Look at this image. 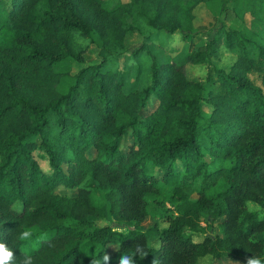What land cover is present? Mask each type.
<instances>
[{
    "label": "trees",
    "instance_id": "trees-1",
    "mask_svg": "<svg viewBox=\"0 0 264 264\" xmlns=\"http://www.w3.org/2000/svg\"><path fill=\"white\" fill-rule=\"evenodd\" d=\"M211 1L0 0V240L17 259L197 264L233 254L264 264V213L247 208L249 200L264 209V0H229L221 18L211 11L208 25L197 24L196 7ZM139 19L181 33L183 46L170 55L143 39L131 56L149 58V75L125 89L108 54L141 33ZM205 27L215 31L195 39ZM74 31L89 38L83 50L73 46ZM90 46L99 59L61 92L53 64L83 63ZM221 47L236 54L228 67L209 60ZM204 61L203 77L187 74V63ZM103 205L125 230L94 223ZM148 215L156 247L141 228ZM213 221L219 232L195 237ZM26 229L32 237L19 240ZM136 245L145 258L134 255Z\"/></svg>",
    "mask_w": 264,
    "mask_h": 264
},
{
    "label": "rangeland",
    "instance_id": "rangeland-1",
    "mask_svg": "<svg viewBox=\"0 0 264 264\" xmlns=\"http://www.w3.org/2000/svg\"><path fill=\"white\" fill-rule=\"evenodd\" d=\"M231 1L227 0H214L209 3V6L205 4H200L196 7V21L199 25H208L212 21L211 11L219 16L220 18L224 15V6ZM137 26L139 27L141 33H131L128 35L126 40V49L118 50L108 54V58L115 65L114 68L118 71H122L125 74V89H129V86L142 83L146 81L147 76L149 75V64L150 60L146 55L141 57L132 58L131 53L136 46L141 44L143 39L148 37L153 44V48L156 50H164L167 54L174 55L182 46L183 40L181 38V33L174 32L168 33L164 30H155L154 28L148 26L143 20L139 19L136 21ZM215 31L214 29L209 30L208 28H200L195 34V39L205 40L210 34ZM92 38L99 41L98 35L92 33ZM194 39V40H195ZM147 40V39H146ZM73 46L76 50L84 49L89 44V38L82 36L78 31H74L72 38ZM152 47V46H151ZM234 51H230L225 47H221L214 55L210 56L209 60L214 64L220 67H228L236 58ZM85 60L83 63L73 62L71 58L59 61L53 64L55 71L61 73V79L57 85V88L64 92L67 90L68 86L73 82L74 75L79 67L85 65L89 62H95L99 59L97 50L94 46L88 47L84 52ZM208 63L206 61L199 63H187L185 65L186 72L189 76H201L203 77L206 73ZM251 79L255 83H260V79L257 77L256 72L249 74ZM134 87V86H131ZM156 100L154 97H151L147 106L144 109V113L148 112L155 106ZM132 139L131 133L128 131L126 135V143ZM34 156L39 162L40 166L43 169L49 170V164L45 155H41L39 150L34 151ZM60 192H72V190L67 189L66 187L60 186L57 188ZM247 208L249 210L255 211L258 216H262L264 209L259 206L256 202L247 201ZM115 217H111L106 210V207L103 205L100 208L98 215L93 216L94 223L98 226L101 225H111L117 229L125 230L126 226L120 223H117L114 220ZM211 219V218H210ZM209 219V220H210ZM206 221L201 222L202 225H205ZM155 218L153 216H147L141 223V228L147 232L148 244L150 246H158V229H154ZM158 226H165L167 224L164 220H159L157 222ZM213 226L206 229V232L197 234L195 237L200 239L205 234H214L219 232V227L217 226V221L212 222ZM116 248L115 245H108L106 250L108 252H113ZM248 257H241L233 254H226L219 258L213 257L210 254L199 257L197 264H247Z\"/></svg>",
    "mask_w": 264,
    "mask_h": 264
},
{
    "label": "clouds",
    "instance_id": "clouds-1",
    "mask_svg": "<svg viewBox=\"0 0 264 264\" xmlns=\"http://www.w3.org/2000/svg\"><path fill=\"white\" fill-rule=\"evenodd\" d=\"M32 235L31 230L26 229L19 233L18 239L28 241ZM134 255L145 258L147 253L141 245H136ZM103 259L105 264H108L111 257L110 255H105ZM0 264H34V258L25 254L22 258L17 259L14 249L5 240H0ZM92 264H99V261H92ZM119 264H135V261L132 256L124 255L119 258ZM153 264H155V261H153ZM247 264H261V260L255 257H248Z\"/></svg>",
    "mask_w": 264,
    "mask_h": 264
}]
</instances>
